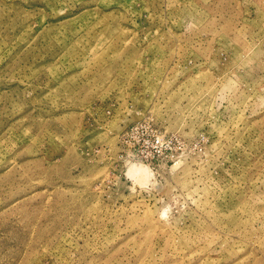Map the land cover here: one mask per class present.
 <instances>
[{
	"label": "rangeland",
	"instance_id": "1",
	"mask_svg": "<svg viewBox=\"0 0 264 264\" xmlns=\"http://www.w3.org/2000/svg\"><path fill=\"white\" fill-rule=\"evenodd\" d=\"M0 264H264V0H0Z\"/></svg>",
	"mask_w": 264,
	"mask_h": 264
},
{
	"label": "built area",
	"instance_id": "2",
	"mask_svg": "<svg viewBox=\"0 0 264 264\" xmlns=\"http://www.w3.org/2000/svg\"><path fill=\"white\" fill-rule=\"evenodd\" d=\"M140 131L141 127L138 125L129 126L124 131V141H128L136 161L152 158V149L158 148L163 141L158 134H150L142 138Z\"/></svg>",
	"mask_w": 264,
	"mask_h": 264
}]
</instances>
